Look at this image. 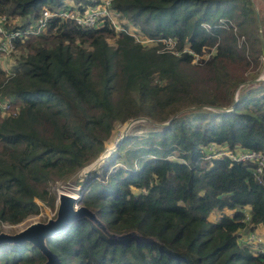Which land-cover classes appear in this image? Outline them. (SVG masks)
<instances>
[{
  "label": "trees",
  "instance_id": "1",
  "mask_svg": "<svg viewBox=\"0 0 264 264\" xmlns=\"http://www.w3.org/2000/svg\"><path fill=\"white\" fill-rule=\"evenodd\" d=\"M61 1L0 0V13L29 21L41 6ZM112 5L154 41L142 45L107 24L87 29L53 21L48 34L25 39L9 74L0 69L1 97L14 108L0 115V221L18 223L42 203L52 206L54 179L82 183L77 173L104 150L116 126L147 116L168 123L125 133L112 156L121 166L78 190L79 204L108 230L153 239L108 237L82 216L46 238L60 264H264V248L255 253L236 234L246 207L249 228L264 224V163L256 178L251 161L203 157L209 144L264 155V77L253 80L260 66L242 74L244 64L263 56L260 11L251 0ZM223 19L247 49L236 45ZM166 38L177 53L163 47ZM194 54L199 64L191 63ZM245 80L253 81L234 97ZM186 106L193 107L177 113ZM43 260L29 242L0 244V264Z\"/></svg>",
  "mask_w": 264,
  "mask_h": 264
},
{
  "label": "built area",
  "instance_id": "2",
  "mask_svg": "<svg viewBox=\"0 0 264 264\" xmlns=\"http://www.w3.org/2000/svg\"><path fill=\"white\" fill-rule=\"evenodd\" d=\"M10 16L0 14V54L1 57L7 54L9 47H13L16 41H23L30 35H40L45 33L53 21L63 22L71 20L75 25L81 28L95 29L107 24L115 32L124 31L137 42L148 44L154 40L147 37L144 34H139L138 29L135 28L132 22L126 19L122 13L112 5V0H62L59 4L49 7L46 5L41 6L37 15L31 20L27 21L25 18L19 16L16 22H13ZM232 26V31L235 34L234 24L226 19L221 20V24L224 27L228 25ZM164 46L171 50L173 53H177L172 49L173 40L171 38L164 39ZM197 55H193L195 60ZM9 71V69H7ZM6 71L8 74L9 72ZM264 77V71L260 72ZM5 105L0 104V108H4ZM215 156H226L234 161H251L253 162V172L258 178L262 171L264 163V155L262 152L247 149L240 146H235L232 149L226 146L209 144L206 147V151L203 155L204 158H210ZM248 213L244 209V228L236 230L237 239L242 245H247L249 250L253 252H262L264 246V239L254 230V226H251L248 220ZM218 214L214 215L216 219Z\"/></svg>",
  "mask_w": 264,
  "mask_h": 264
},
{
  "label": "rangeland",
  "instance_id": "3",
  "mask_svg": "<svg viewBox=\"0 0 264 264\" xmlns=\"http://www.w3.org/2000/svg\"><path fill=\"white\" fill-rule=\"evenodd\" d=\"M251 2H252L253 7L255 8V11L256 12L258 10L260 11V18L258 17V31H259L260 41L264 45V38L262 35V32L264 33V0H251ZM0 14H2V13H0ZM9 18L13 22H16L19 19L18 16H15V17L10 16ZM130 22H132V21L130 20ZM133 25L135 26V28H137L139 30L138 31L139 34H144V32H142L139 29L137 24L133 23ZM45 33H47V31ZM45 33H43V34H45ZM235 36H236V45L240 46V45H242V42H243V44H245V49H247V44L245 42L244 37L236 34V28H235ZM106 38L110 44H113V41H114L113 36H108ZM24 41L25 40L18 41V43L14 44L12 48L9 47V49H8L9 52L7 54H4L3 57H1L2 55L0 54V69L8 71L7 69H9L10 67L14 68V66L17 65L21 61L22 56L25 53V48L23 45ZM19 43H21L20 46H19ZM210 50H213V48H211ZM262 55H263L262 58L260 56V59L258 62L254 61V60H250L249 62H247V64H244L243 65L244 70H243L242 74L247 75L249 72L252 73V72L256 71L259 66H260L261 70L264 71V53L263 52H262ZM207 56H208V53L203 54V58H206ZM191 63L199 64V62L197 61V58L195 60L192 59ZM234 63L243 64V62H241V61L240 62H234ZM245 81H247V80H245ZM245 81L239 82L235 86L234 91H235L237 86L239 87ZM0 104L5 105L4 108H0V115L1 116H4L8 113L13 112L14 108L13 109L11 108V106L8 104V102L1 97V94H0ZM186 107H189V106H186ZM186 107H184V108H186ZM184 108L179 109L177 111V113L185 111L186 109H184ZM163 122H165V121L158 122V121H154V120L148 118L147 116H138L136 118H132V119L126 121L125 124H121L119 126H116V128L113 130L111 139L109 138L108 141L105 140L104 150L94 160L91 161L92 163L89 162L88 164L83 166V167L90 166L89 173L86 175L83 174L81 172L83 167L77 173V175L82 178L81 179L82 183L76 184L74 178H70L67 181H60V180L54 179L53 182H51L49 184V188H48L50 190V192H52L55 196V200H54L52 206L42 203L40 205L39 212H37V214L29 215L24 220H22L18 223H8L5 221H0V230L12 233V232L19 230L20 228H22L25 224H27L30 221H33V220L43 221L46 219L47 216L53 217L55 214V210H56V192L59 189H63L69 193H72L73 195H77L79 193L78 189H80L81 187L82 188L84 187L83 184L88 183L93 178H96L97 180H104V178H106V175L110 171H112L113 169H115L118 166H121V163H119L118 161H115L112 158V156H113V153H115L116 142L119 140V137L122 134L125 135V133H131V132H134L135 134H139L140 131H142L146 128H151V127H153V125H164V124H160ZM170 157H172V156H170ZM133 191H136V190L133 189ZM78 204H79V201H78L77 205ZM211 212H212V216L217 214V212H215V213H213V211H211ZM226 212H229V211H226Z\"/></svg>",
  "mask_w": 264,
  "mask_h": 264
},
{
  "label": "water",
  "instance_id": "4",
  "mask_svg": "<svg viewBox=\"0 0 264 264\" xmlns=\"http://www.w3.org/2000/svg\"><path fill=\"white\" fill-rule=\"evenodd\" d=\"M261 47L262 52L264 53V45L262 42ZM261 78H263V76L261 74H258L253 80H258ZM253 80H247L243 82V84H246ZM236 90H238V86L235 89L234 97L236 94ZM234 100L235 98H233V101ZM190 107L193 106H189L184 109H188ZM167 123L168 120L160 124L165 125ZM123 136L124 134L119 137V140ZM119 140L116 142V147L118 145ZM81 172L86 175L89 173V168L87 166L83 167ZM78 194L76 196L63 189H59L56 192V210L53 217L47 216L46 219L43 221H30L19 230L12 233L0 230V244L4 242L21 243L26 241L29 242L31 245L35 246L43 254L44 260L41 264H60V261L57 256L47 247L46 238L63 233L67 230L71 222L82 216L88 218L103 234L108 237L118 239L124 237H135L136 239L140 240L153 239V237L150 236H142L135 230H128L124 232H114L108 230L105 223L100 218H98V216L92 209L83 205L82 203L77 205L78 201H80L81 199L80 193Z\"/></svg>",
  "mask_w": 264,
  "mask_h": 264
},
{
  "label": "crops",
  "instance_id": "5",
  "mask_svg": "<svg viewBox=\"0 0 264 264\" xmlns=\"http://www.w3.org/2000/svg\"><path fill=\"white\" fill-rule=\"evenodd\" d=\"M245 210H247V207L245 208ZM215 212H218V211H214L213 213H215ZM212 217H214V216H212ZM254 230L264 239V224L254 225Z\"/></svg>",
  "mask_w": 264,
  "mask_h": 264
},
{
  "label": "bare ground",
  "instance_id": "6",
  "mask_svg": "<svg viewBox=\"0 0 264 264\" xmlns=\"http://www.w3.org/2000/svg\"><path fill=\"white\" fill-rule=\"evenodd\" d=\"M88 168H90V166H87ZM90 170V169H89ZM75 194V193H74ZM77 196V195H76Z\"/></svg>",
  "mask_w": 264,
  "mask_h": 264
}]
</instances>
